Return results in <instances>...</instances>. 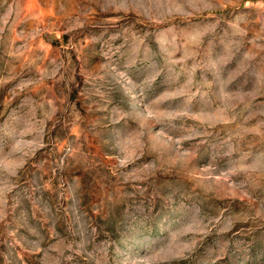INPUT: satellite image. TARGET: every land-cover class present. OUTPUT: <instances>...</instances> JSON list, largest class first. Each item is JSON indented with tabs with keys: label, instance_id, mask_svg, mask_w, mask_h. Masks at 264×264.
Listing matches in <instances>:
<instances>
[{
	"label": "rangeland",
	"instance_id": "obj_1",
	"mask_svg": "<svg viewBox=\"0 0 264 264\" xmlns=\"http://www.w3.org/2000/svg\"><path fill=\"white\" fill-rule=\"evenodd\" d=\"M0 264H264V0H0Z\"/></svg>",
	"mask_w": 264,
	"mask_h": 264
}]
</instances>
